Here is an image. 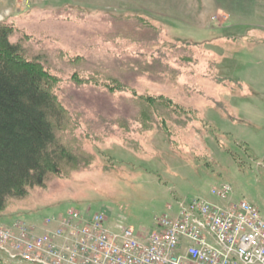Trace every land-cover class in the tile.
Returning <instances> with one entry per match:
<instances>
[{
  "label": "rangeland",
  "instance_id": "374dc122",
  "mask_svg": "<svg viewBox=\"0 0 264 264\" xmlns=\"http://www.w3.org/2000/svg\"><path fill=\"white\" fill-rule=\"evenodd\" d=\"M0 22L53 77L83 160L11 201L4 225L42 232L72 207L141 234L193 199L264 219V0H0Z\"/></svg>",
  "mask_w": 264,
  "mask_h": 264
},
{
  "label": "built area",
  "instance_id": "2783aa9c",
  "mask_svg": "<svg viewBox=\"0 0 264 264\" xmlns=\"http://www.w3.org/2000/svg\"><path fill=\"white\" fill-rule=\"evenodd\" d=\"M230 193L225 183L210 188L220 200ZM0 251L8 261L29 264H264V219L246 201L193 199L135 234L124 225L108 227L102 213L68 207L44 219L42 232L0 221Z\"/></svg>",
  "mask_w": 264,
  "mask_h": 264
},
{
  "label": "trees",
  "instance_id": "16d2710c",
  "mask_svg": "<svg viewBox=\"0 0 264 264\" xmlns=\"http://www.w3.org/2000/svg\"><path fill=\"white\" fill-rule=\"evenodd\" d=\"M13 31L0 22V214L29 190L45 188L49 176H60L75 162H83L62 138L69 116L53 91V77L39 60L27 58L10 42ZM112 83L113 88L124 89L117 81ZM146 99L161 103L162 96ZM165 134L168 138L169 132ZM0 264L13 262L0 254Z\"/></svg>",
  "mask_w": 264,
  "mask_h": 264
}]
</instances>
